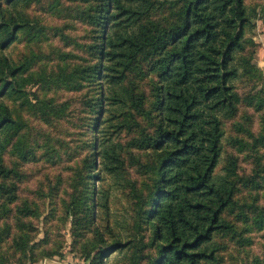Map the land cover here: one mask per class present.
Listing matches in <instances>:
<instances>
[{"label": "trees", "instance_id": "16d2710c", "mask_svg": "<svg viewBox=\"0 0 264 264\" xmlns=\"http://www.w3.org/2000/svg\"><path fill=\"white\" fill-rule=\"evenodd\" d=\"M34 1L38 0H0L1 96L23 99L22 106L27 108L33 104L25 90L30 78L22 74L30 60L17 64L2 50L21 31L45 30L18 10L21 3ZM95 3L83 13L97 26L92 47L98 62L53 77L71 83L77 75L100 80L99 120L94 126L99 135L92 143L96 164L90 165L89 175L98 177L94 169L100 164L111 175L120 174L122 144L112 135L120 129H134L133 148L152 158L148 168L153 179L139 199L137 212L154 229L156 255L149 264L215 262L218 249L211 245L213 238L232 229L225 213L237 204L239 185L252 179L239 175L234 158L223 168L225 175H218L216 169L225 135L222 117L235 116L241 102L235 82L255 71L246 54V31L259 14L246 0ZM162 11L169 16L160 19L157 13ZM144 57H148V68L140 72L143 81L152 83L150 94L131 78ZM42 103L50 114L51 102ZM25 126L21 114L0 101V181L8 174L2 152ZM14 146L27 159L24 141L19 139ZM2 181L0 195L6 190ZM81 200L88 217L89 196L75 197L71 206L79 208ZM94 218L92 213L90 219ZM114 240L109 244L101 236L99 246H94L99 250L88 253V264H106L112 253L133 244Z\"/></svg>", "mask_w": 264, "mask_h": 264}, {"label": "rangeland", "instance_id": "374dc122", "mask_svg": "<svg viewBox=\"0 0 264 264\" xmlns=\"http://www.w3.org/2000/svg\"><path fill=\"white\" fill-rule=\"evenodd\" d=\"M95 4L38 0L18 5L45 30L21 31L2 50L17 64L30 60L22 77L30 78L25 90L33 104L27 108L23 99L1 96L0 83V101L26 123L2 152L8 174L1 179L6 190L0 195V264H88V253L99 250L94 246H99L101 236L109 244L116 238L133 241L112 253L106 264H149L156 255L154 229L137 216L139 199L153 179L151 156L133 148L134 129H120L112 135L122 144L120 174L111 175L100 164L94 169L98 177L90 176L96 159L92 143L99 135L94 126L99 120L100 80L82 75L73 83L53 79L98 62L92 47L97 26L83 13ZM246 4L259 14L246 31V54L255 71L235 82L241 102L235 116L222 117L225 135L216 173L225 175L223 168L234 158L239 175L252 179L239 185L237 204L225 213L232 229L213 238L217 261L204 264H264V0ZM157 14L160 19L169 16L164 11ZM147 58L131 78L150 94L152 83L143 81L140 72L148 68ZM43 101L51 102L50 114ZM19 139L27 159L15 149ZM86 196L93 221L85 217L83 200L79 208L71 206L75 197Z\"/></svg>", "mask_w": 264, "mask_h": 264}]
</instances>
